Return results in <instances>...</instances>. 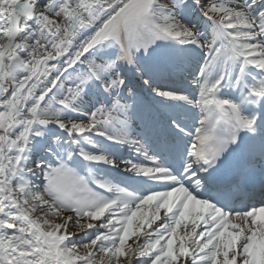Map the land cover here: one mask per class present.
Masks as SVG:
<instances>
[{
  "label": "snow or ice",
  "instance_id": "1",
  "mask_svg": "<svg viewBox=\"0 0 264 264\" xmlns=\"http://www.w3.org/2000/svg\"><path fill=\"white\" fill-rule=\"evenodd\" d=\"M0 264H264V0H0Z\"/></svg>",
  "mask_w": 264,
  "mask_h": 264
}]
</instances>
